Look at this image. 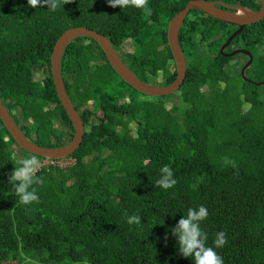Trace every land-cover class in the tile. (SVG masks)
<instances>
[{"label": "trees", "instance_id": "16d2710c", "mask_svg": "<svg viewBox=\"0 0 264 264\" xmlns=\"http://www.w3.org/2000/svg\"><path fill=\"white\" fill-rule=\"evenodd\" d=\"M188 1L148 0L149 16L107 0H71L55 11L0 0L1 102L29 140L64 144L44 106L53 104L58 128L73 133L50 70L58 37L75 26L95 30L140 80L167 85L176 77L168 22ZM206 1L230 11L260 8V0ZM192 18L194 32L185 37ZM236 27L190 9L178 32L186 73L174 92L179 102L170 105L165 100L174 93L146 95L125 82L92 37L65 45V91L77 108L93 101L98 115H85L82 141L67 156L71 165H44L36 173L44 183L33 185L39 202L28 205L9 183L24 157L13 155L11 145L18 144L0 119V264H195L180 254L172 229L201 205L209 213L200 222L207 245L215 247L216 234L226 233L228 242L215 249L224 264H264V18L245 25L226 49L248 50L250 65H263L259 72L254 65L242 75L246 57L219 51ZM127 40L131 47L124 49ZM165 165L177 181L167 190L156 184ZM132 215L141 223L129 224Z\"/></svg>", "mask_w": 264, "mask_h": 264}, {"label": "water", "instance_id": "95a60500", "mask_svg": "<svg viewBox=\"0 0 264 264\" xmlns=\"http://www.w3.org/2000/svg\"><path fill=\"white\" fill-rule=\"evenodd\" d=\"M234 8L235 11H230L216 6L215 2L212 1L189 0L185 7L176 12L171 17L167 27V40L174 58L176 77L171 83L167 85H152L140 80L135 75V73L132 72L130 68L121 60L111 43L104 35L85 26H75L68 28L58 37L55 42L50 56V68L58 98L75 128V135L73 139L68 144L60 147H43L32 142L19 129L18 125L7 112L1 100L0 119L15 142L24 150L46 158H62L69 156L80 145L84 133L83 122L65 91L60 73V55L65 45L70 40L81 35L92 37L102 48L110 65L125 82L146 95H168L178 90L185 77L186 61L179 44L178 32L190 9H199L215 19H219L226 23L235 24L237 29H235L222 43L219 51L226 56H233L238 52H245L244 49H238L228 53H224L223 50L242 31L245 25L255 23L264 18V0H260V8L258 10H250L249 8L243 6H234ZM242 11L246 13L241 14L240 12ZM245 53L248 54L249 58L241 68L242 75H244L245 69L252 62V55L247 51ZM263 83L264 82H262V84Z\"/></svg>", "mask_w": 264, "mask_h": 264}, {"label": "clouds", "instance_id": "9594fccd", "mask_svg": "<svg viewBox=\"0 0 264 264\" xmlns=\"http://www.w3.org/2000/svg\"><path fill=\"white\" fill-rule=\"evenodd\" d=\"M71 2V0H28L29 6L32 8L48 6V9L55 11L62 5ZM110 7L125 8L133 6L143 9L147 15H151L152 11L149 7L148 0H107ZM226 163H230L236 167V162L225 158ZM19 167H14L9 177V183L16 195L20 199V203L28 205L33 202H39L37 190L33 185H43L44 178L38 177L36 173L42 167V161L37 155H31L28 158H22L17 161ZM162 176L156 181V184L167 190L176 185L177 181L173 178V171L165 165L162 169ZM209 213L205 206L201 205L198 209L189 208L187 215L183 216L176 226L172 229V233L177 237L179 252L184 257H191L195 264H224L223 258L216 252V248L223 247L228 241L224 231L216 234L214 240L215 247L207 245L208 236L200 228V222L208 217ZM129 224H140L139 215L129 216L127 219Z\"/></svg>", "mask_w": 264, "mask_h": 264}, {"label": "flooded vegetation", "instance_id": "af4514ba", "mask_svg": "<svg viewBox=\"0 0 264 264\" xmlns=\"http://www.w3.org/2000/svg\"><path fill=\"white\" fill-rule=\"evenodd\" d=\"M215 4H216V6H217V4H218V2H215ZM244 7V6H243ZM247 8V7H246ZM244 28V27H243ZM236 29H237V27H236ZM232 43V42H231ZM230 43V44H231ZM229 46V45H228ZM227 46V47H228ZM227 47L223 50V52L224 53H228V52H231V51H234V50H238V49H244V48H241V47H234L233 45L231 46V49L230 50H226L227 49ZM220 48V47H219ZM226 50V51H225ZM245 50V52L247 51V52H249L248 50H246V49H244ZM245 52H238V53H236L235 55L237 56V55H240V54H243L245 57H246V60L244 61V58L242 59L243 61H244V63H243V65L248 61V58H249V56H248V54L247 53H245ZM250 53V52H249ZM251 54V53H250ZM252 55V60H253V54H251ZM251 64V63H250ZM243 67V66H242ZM249 67V66H248ZM50 70H51V68H50ZM131 70V69H130ZM132 71V70H131ZM37 72H40V73H43V71L42 70H38V71H36L35 73H37ZM133 72V71H132ZM160 75V74H159ZM161 79V78H160ZM37 80H40V79H37ZM159 82V81H158ZM152 85H154V84H152ZM88 102H91V107L90 108H88V107H85V106H87L86 104L88 103ZM88 102H84L83 104H79L78 105V108L77 107H75L74 105V107H75V109H76V111H77V113H78V115H79V117H80V119L82 120V122H83V120L85 119V115H98V111H96L95 109V104H94V102L93 101H91V100H89ZM44 106L46 107V110L47 111H49V112H51V120H53V124H54V132H55V134L57 135V137H60L61 139L59 140V141H63V142H65L64 144H61V145H59V146H55V147H60V146H64V145H66V144H68L72 139H73V137H74V135H75V128H74V126H73V133H71V132H67L65 129H62V128H58L59 126H58V123H59V120H58V118H57V116H56V113H55V106L53 105V104H44ZM8 112V111H7ZM9 113V112H8ZM67 114V113H66ZM69 118V117H68ZM71 121V120H70ZM72 123V122H71ZM73 125V124H72ZM83 126H84V131H85V124H84V122H83ZM56 127V128H55ZM33 133H34V131H33ZM84 134V133H83ZM54 137V136H53Z\"/></svg>", "mask_w": 264, "mask_h": 264}, {"label": "rangeland", "instance_id": "374dc122", "mask_svg": "<svg viewBox=\"0 0 264 264\" xmlns=\"http://www.w3.org/2000/svg\"><path fill=\"white\" fill-rule=\"evenodd\" d=\"M152 23H148L147 25H151ZM195 25H196V21L194 20V18H192V24H191V28H190V30H189V32L187 33V35L185 36V37H188V36H190V35H192L193 34V32H194V28H195ZM126 44L127 45H125L123 48L124 49H127V48H129V47H131V41L130 40H127V42H126ZM264 52V48H261L260 50H259V54H262ZM239 57V56H238ZM241 59H240V61L243 59L242 57H240ZM239 59V58H238ZM253 62V61H252ZM237 63H239V61H237L236 62V64ZM255 65V66H254ZM249 66H251V65H249ZM253 66L255 67V69L257 70V72H259L260 70H262V66L263 65H261L260 63H255V64H253L252 63V66H251V68H252V70H253ZM42 78V73H40V72H37V73H34V79H41ZM161 73H160V75L156 78V80H158L159 82L161 81ZM203 90H204V92H206L207 91V89H206V86H204L203 88H202ZM263 93H264V87L262 88V90H261ZM166 104H168V105H170L172 102H174V101H178L177 100V97H176V94L174 93V95H173V97H166ZM179 102V101H178ZM87 106H85V107H88V108H90L91 107V102H88L87 104H86ZM129 125H130V127H131V131L133 132L134 131V129H135V127H134V122H129ZM33 127L32 128H35L34 127V125H32ZM56 128V127H55ZM32 133H33V131H32ZM11 150H13V155L16 157V158H19V156H23L24 158L25 157H30L31 156V154H29V153H27L26 151H24L23 149H21L18 145H16V144H12L11 145ZM67 156H65V157H62L61 159L63 160V161H70L69 159H67L66 158ZM41 161H43L42 159H40ZM4 264H17V262H15V261H8V262H5Z\"/></svg>", "mask_w": 264, "mask_h": 264}, {"label": "built area", "instance_id": "2783aa9c", "mask_svg": "<svg viewBox=\"0 0 264 264\" xmlns=\"http://www.w3.org/2000/svg\"><path fill=\"white\" fill-rule=\"evenodd\" d=\"M70 161H63L61 158H43L42 160V166H54V167H61L65 168L73 163V159L70 157H66Z\"/></svg>", "mask_w": 264, "mask_h": 264}, {"label": "bare ground", "instance_id": "6f19581e", "mask_svg": "<svg viewBox=\"0 0 264 264\" xmlns=\"http://www.w3.org/2000/svg\"><path fill=\"white\" fill-rule=\"evenodd\" d=\"M240 13H241V14H245L246 12H243V11H242V12H240Z\"/></svg>", "mask_w": 264, "mask_h": 264}]
</instances>
